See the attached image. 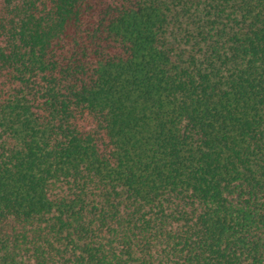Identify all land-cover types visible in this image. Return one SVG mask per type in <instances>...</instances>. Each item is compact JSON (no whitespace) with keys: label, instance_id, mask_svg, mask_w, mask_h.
<instances>
[{"label":"trees","instance_id":"1","mask_svg":"<svg viewBox=\"0 0 264 264\" xmlns=\"http://www.w3.org/2000/svg\"><path fill=\"white\" fill-rule=\"evenodd\" d=\"M0 264H264V0H0Z\"/></svg>","mask_w":264,"mask_h":264}]
</instances>
